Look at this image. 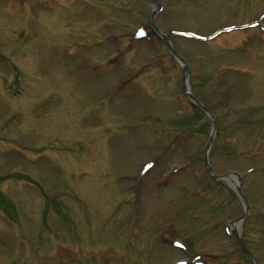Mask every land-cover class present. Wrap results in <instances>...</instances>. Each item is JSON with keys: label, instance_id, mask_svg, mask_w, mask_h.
Masks as SVG:
<instances>
[{"label": "rangeland", "instance_id": "obj_1", "mask_svg": "<svg viewBox=\"0 0 264 264\" xmlns=\"http://www.w3.org/2000/svg\"><path fill=\"white\" fill-rule=\"evenodd\" d=\"M161 4L264 264V0ZM157 7L0 0V264H255Z\"/></svg>", "mask_w": 264, "mask_h": 264}, {"label": "water", "instance_id": "obj_2", "mask_svg": "<svg viewBox=\"0 0 264 264\" xmlns=\"http://www.w3.org/2000/svg\"><path fill=\"white\" fill-rule=\"evenodd\" d=\"M161 7V4H159V8ZM157 11H155L153 14H152V25L154 26V28L160 32L156 26L154 25V16L156 14ZM160 34L163 36L164 40H165V43L167 44L169 50L171 51V53L182 63V66H183V85H182V88L183 90L190 96V98H192L198 105H200L204 110H206V108L201 104V102H199L191 92L188 91V86H187V62L185 60V58H183L182 56H180L176 50L173 48L171 42L169 41L168 37L165 35V34H162L160 32ZM208 112V111H207ZM210 116L213 118L214 120V117L213 115L209 112ZM215 126H216V121L214 120V126H213V130H212V134L210 136V139L206 145V150H205V164L207 166V170L208 172L214 176L215 178L217 179H225V177H227L229 174H225V175H217L215 174V172L213 171L211 165H210V162H209V156H208V153H209V149L211 147V143H212V138H213V134H214V131H215ZM236 175H238L237 173H234ZM236 191L237 193L239 194V196H241L242 200L246 203L247 205V199L241 189V187L238 185L237 188H236ZM242 218H244V216H242L241 218H239L238 220H241ZM235 234L237 235V232H235ZM238 236V235H237Z\"/></svg>", "mask_w": 264, "mask_h": 264}, {"label": "bare ground", "instance_id": "obj_3", "mask_svg": "<svg viewBox=\"0 0 264 264\" xmlns=\"http://www.w3.org/2000/svg\"><path fill=\"white\" fill-rule=\"evenodd\" d=\"M189 84V83H188ZM190 88V87H189ZM224 181H226L232 187H236L238 185V179L234 175H228L225 177ZM242 225V220L233 221L229 224L231 230L240 231Z\"/></svg>", "mask_w": 264, "mask_h": 264}]
</instances>
